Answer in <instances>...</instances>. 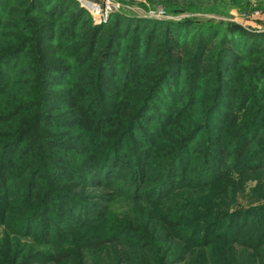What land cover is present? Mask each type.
<instances>
[{"label": "trees", "instance_id": "obj_1", "mask_svg": "<svg viewBox=\"0 0 264 264\" xmlns=\"http://www.w3.org/2000/svg\"><path fill=\"white\" fill-rule=\"evenodd\" d=\"M26 2V7L20 10L22 17L14 19L18 27H22L13 34L18 39L0 44V67L9 73L15 68L20 69L22 64L17 57L23 55V66L29 69L24 76L25 81L20 84L22 88L15 90L13 95L9 93L13 80L7 76L8 73H0V125L21 115H28L30 120H20L21 126L5 128L6 134L0 136V148L8 149L22 143L31 132L37 133L39 143L60 148L56 151L62 155L71 148L78 151L79 143L87 145L88 153V149L99 147L84 157L86 161H96V166L88 168L65 160V167L91 171L92 178L87 175V179L92 186H87L88 189L108 186L125 177L121 182L123 185L138 186L139 195L133 194V197L147 199L140 204L130 198L132 196H127L121 206L126 213L115 211L101 219L96 218L95 223L102 222L101 226H92L89 232L79 234L78 238H83L82 251L89 257V262L83 264H103L100 257L110 258L112 250L117 249L114 241L126 232L137 240L125 243L124 248L115 252L120 256L119 264H264V236L260 234L261 239L254 242L258 235L255 230L248 240V228L245 227H249L251 222L243 218L247 213L264 211V205L260 208L245 207L230 214V209L221 199L215 202L217 200L213 197H205L199 201L198 216L194 217L191 202L182 207L175 200L172 206H166L163 201L155 202L170 193L177 183L189 190L194 189L191 190L194 192L203 189L209 192L212 186L235 175H240L238 183H243L247 179L245 175L264 167V56L252 62L250 68L238 70L244 56L254 53L262 40L250 39L254 42L248 51L235 48L237 54L227 50L219 52L216 57L205 58L208 60L202 61V65L210 62L212 70L206 71V76L197 75L195 79H206L214 70L216 79L204 80L203 84L195 81L186 87L187 80L183 89L180 74L176 72V61L169 59L170 54L160 46L158 35L170 30L167 24L185 25L187 22H159L116 13L108 25H94L91 20H84L87 12L78 0H22V3ZM168 12L172 13V10L168 8ZM36 14L38 16L34 18ZM158 24L165 28L155 32ZM143 35L148 42H144ZM217 35L222 41L226 37L225 32H217ZM166 40L172 42L173 39L167 36ZM44 42L53 43L55 48L45 49ZM206 45L205 40H199L192 48L193 62ZM56 56L63 57V60L53 62ZM160 58V68L146 66L148 61ZM227 59H230L227 63L232 67L222 74L220 68L222 63L226 66L224 61ZM179 64L180 68L187 67L186 61ZM236 71L239 80L235 86L230 75ZM193 73L194 70L191 75ZM144 74L155 78L144 79ZM225 80L231 83L226 84ZM189 82L191 84L192 81ZM54 85H57L56 91H53ZM168 86L174 91L171 101L175 102L173 97L176 93L178 101H183L186 96L189 101L181 107L175 104L176 109L170 114L172 118L165 122L169 120V112L161 102V94ZM227 86H232L229 96L225 95L230 91ZM205 95L210 96L208 101L203 100ZM129 96H132L130 101ZM52 101L58 104H51ZM195 104L201 106L197 118L182 128L178 122ZM163 108L167 111L161 110ZM147 112L155 117L151 120L154 122L146 118ZM42 118L71 129L59 132L51 127V131L42 130ZM142 120L155 127L149 131L141 128L139 123ZM135 129H138L140 143L142 140L143 143L140 146V143L131 142L135 157L127 166L128 172H118L126 162L122 157L127 147L124 141ZM72 130L74 132L69 133L71 136L68 138L67 133ZM37 147H41L40 144ZM56 154L42 150L36 164L26 165V169L31 170V177L19 190L26 189V204L31 203L28 199L36 200L33 197L36 177L43 168H49L54 182L45 188L42 200L45 202L53 194L63 201L69 200L68 211L60 210L54 216L56 221L71 220L74 216L69 208L79 209V203L88 204L93 196L76 191L84 185L70 186L75 182L65 173V167L61 166ZM154 154L160 162L152 166L150 161ZM44 158L52 164H46ZM54 161L59 164H54ZM150 169L159 170V174L148 182ZM83 179L84 176L81 181ZM61 180L72 181L68 189L58 188L56 181ZM0 184L4 188L2 179ZM215 196L221 198L222 194ZM212 203L221 204L214 206ZM47 213L50 215L43 203L39 207L27 208L18 220H9L3 235L15 241L19 258L4 264H28L22 260L28 255L25 254L27 243L22 241L25 238L8 225L30 226L31 235L36 221ZM81 217L90 219L86 215ZM260 222L264 223V215L256 218L255 223ZM73 224L68 226L67 222H62L56 229L64 227L63 232L67 233L76 227V222ZM214 224L221 229L213 230ZM1 225L4 226L3 223ZM53 230L49 225V237ZM224 231L228 232L221 234ZM147 240L149 242L145 243ZM57 241H63L60 233L52 240L51 250L32 254L31 260H45L46 264H82L80 259L77 263L73 261L74 254L56 245ZM131 251L135 261L130 259ZM0 256L12 258L4 246L0 249Z\"/></svg>", "mask_w": 264, "mask_h": 264}, {"label": "rangeland", "instance_id": "obj_2", "mask_svg": "<svg viewBox=\"0 0 264 264\" xmlns=\"http://www.w3.org/2000/svg\"><path fill=\"white\" fill-rule=\"evenodd\" d=\"M78 2L79 5L87 12L84 20L86 19V22H88V20H91V24L94 25H108L110 23V20L116 13L123 14L129 17L157 20L159 22H187L185 25L167 24V29L170 28V30H166L168 32L162 31L158 35L160 46L167 49V52L170 54L169 59L176 61V72L178 75L180 74L179 78H181L182 80L183 89L186 85L187 80L188 83L186 87L192 85V83L195 81L203 84L204 80L210 81L216 79V73L214 72L215 70L213 71V74L206 79H195L197 75L205 74L206 76V71L209 72L210 70H212V68L210 67V62L202 65V61L206 62V60H208L205 58L216 57L219 52H226L227 50H233V52L237 54L234 50L235 48L239 50L241 48L244 51H248L254 42L250 39L254 37H256L258 40H262L263 43L261 42V46L254 53L250 54L249 56H244V58L240 61V65L238 68V70H240L239 72H241V70H244L245 68H250L252 66V62L264 56V0H78ZM25 4L27 5V2L22 3V0H0V44L5 42H15L18 39V37L13 34H17L20 30H22V27H18L17 21L14 19H16L17 17H22V14H20V10H23L26 7ZM168 8L172 10V13L168 12ZM105 9L108 10L107 15H105ZM37 16L38 15L36 14L34 18ZM104 16H107L105 20ZM66 21H68V19ZM156 26L157 30H155V32L165 28V26H163L162 24H158ZM8 27L12 29H9ZM25 27L26 25H24V28ZM105 31L106 29H104V32ZM164 32L165 35H163ZM217 32L226 33V37L223 41L220 39V35H217ZM167 36L168 39H173L171 40L172 42L166 40ZM145 38H147L146 35H143L144 42H148ZM199 40H205L207 42V45L206 48L202 49L201 54H199L193 62L194 54L192 48L196 46V43ZM43 47L45 49L55 48V46H53V43L47 42L43 43ZM17 58L22 64L20 69L15 68V71L9 73V71L6 72L4 70L3 66L0 67V73H8L7 76H9L13 80L12 89H9V93H11L12 95L15 90L22 88L20 84L25 81L24 76H26L29 69L28 66H23V55L18 56ZM61 60H63V57L56 56L54 57L53 62ZM160 61H162L161 58L152 59V61L150 60L147 62L146 66L148 68H160V66H162L160 65ZM185 61L187 67L185 66L183 68H180L179 63L183 65ZM228 61H230V59L224 61V63H226L225 67L222 63V67L220 68V72L222 74L226 71V69L232 67L230 66L231 63H227ZM232 61H235V58H232ZM33 68H35V65H33ZM192 70H194V73L191 75ZM238 74L239 73L236 71L232 72L230 75L232 76L231 79L234 80L235 86L236 81L239 80ZM33 76L35 78L34 73ZM145 78H155V76L144 74V79ZM189 80L192 81L191 84ZM224 82H226V84L231 83V81L226 80ZM56 86L57 85H54L53 91H56ZM231 87L232 86H227L226 88H229L230 90ZM173 92L174 91L172 87L168 86V88H165L161 94V102L164 106H166L168 111L164 108L161 110H163L164 112H169V115H167L169 116V120L166 119L165 122H169L172 118L170 114L176 109L174 108L175 104H179L181 107L189 101V98L187 96L183 98V101H178L176 99L177 93L173 97L175 102L171 101L170 97ZM231 92L232 90L225 93V95L229 96ZM209 98V95H205L203 100L208 101ZM131 99L132 96H129L128 101H130ZM51 104L56 105L58 104V102L52 101ZM200 107V104H195L194 108L190 109V111L182 117L181 122H178L180 123L179 125H181L182 128L188 126L189 123L197 118L198 110L200 109ZM33 115L34 113L31 114V117ZM145 116L150 121L154 120L155 118L153 115H151L150 112H147ZM20 120L29 121L30 117H28V115L17 116L13 120L11 119L7 123L0 125V136L6 134L4 133L5 128L18 126ZM41 125L42 130L46 131H51V127L59 132L71 129L67 126L60 127L56 122L48 118H42ZM232 125L233 124L229 125V127H232ZM19 126H21V124ZM139 126L141 128H145V130L148 131L151 128L155 127L154 124L151 125L143 120L139 123ZM157 129L159 132L161 131V128ZM108 130H106L105 132H107ZM137 130L138 129H135L134 131L129 133L128 138L124 141V144H126L127 147L125 148L122 157L124 160H126V162L123 165L124 168L123 166H121L118 172L125 171L128 164H130V160L135 157L131 142L134 141L136 143H140V136L137 133ZM71 132L73 133L74 130L67 133L68 138H70L69 135L71 136V134L69 133ZM36 134L37 133L35 132L29 133L27 139H25L26 141L24 140L22 143H18L13 147H9L8 149H4V147L0 148V180L2 179L3 183L5 184L4 188L0 184V224H4V226H0V249H2V247L4 246V249L7 250L8 254L12 256L11 259H6V257L0 256V264H4L10 261H16L19 258L17 252L15 251V241H13L12 237L5 238V236L3 235V231L6 230V224L10 222V219L18 220L22 212L27 208H32L34 206L39 207L40 205L42 206L43 203L45 208L49 209L50 215L48 213L47 215H42L38 219V221H36L34 230L32 231L31 235L30 226L27 228H22V226H18V224L12 225V223H10L8 225L15 232L20 233V235L25 238L22 241L27 243L25 246V254L28 255L22 258V260H24V262H27L28 264H46L45 260L38 262L32 261V254L47 252L51 250L52 240L60 233L63 236V241H57L56 245L64 247L70 253L74 254L72 256V260H76V263L79 259L81 260L82 264L84 262H89L88 255L82 251L83 238H78L79 234L82 235L81 232H89L92 226H101L102 222L95 223L96 218L101 219L102 217L109 215L110 212L115 211H118L120 214L124 213L125 210L121 208V206L123 204V201L128 198L127 196H132L130 198L137 200L140 204H144L145 200L147 199L144 197L135 199L136 197H133V194H137L138 186L127 185V183L123 185V183L121 182L125 177H123L119 181H114L108 186L102 185L101 188L88 189L87 186L92 185L89 183L90 180L87 179V175L91 179L92 172H85V170L78 171L76 170V168L73 169L69 166L65 167L64 161L67 160L68 162L75 165L82 164L83 166H88V168L96 166V161H86L84 160V157L88 156L89 153L93 154V152L99 150L100 148H90L88 149L90 151L88 153L87 145H82L79 143V149H77L78 151L74 152V150L71 148L70 150H66V154L62 155L56 151L60 148L54 149V147H49V145L45 146L44 143H39V141L36 139ZM42 136L45 135L42 134ZM141 143H143V140L141 141ZM39 144L41 147H37ZM43 145L44 149H42ZM75 146H77V144H75ZM38 149H40L39 153L35 154ZM42 150H45L46 152L53 151L57 153L61 166L65 167V173L70 176V178H72L75 182L71 183L72 181L65 182L63 180H61L60 182L56 181L58 183V188L62 190L68 189L69 183H71V187L81 184L85 187L79 189L77 188L76 191L80 194L88 193L93 196L92 200L88 204L83 205L79 203V209L74 206L69 208V211H71L74 216V218L71 220L59 219L58 221H56L54 216L60 210L62 211L64 209L65 211H68L67 207L70 205L69 200L63 201L59 197H56L54 194L46 198L45 202L42 200L43 197L41 196L45 188L51 186V184L54 182V176L52 172L49 171V168H43L36 177V184L33 192V197H35L36 200L28 199L27 201L31 203L26 204V189L19 190L20 186L27 182L31 177V170L26 169V165L36 164ZM44 160L46 164H52L47 159L44 158ZM159 162L160 161L157 159V155L154 154L153 158L150 161L151 165L158 164ZM57 163L58 162L54 161V164ZM192 172L193 171H190L189 174H192ZM158 174L159 170L154 171L150 169L149 173H147V181L150 182V180H152ZM82 176H84L83 181H81ZM239 177L240 175H235L233 178L226 179L222 182L225 183L223 184V187L220 186L222 183H218L212 186L209 192H206V189L194 192L191 191L194 189L189 190V188H185L186 186L177 183L170 193L160 198L159 201L155 202L160 203L163 201L166 206H172V203L175 200L180 205V207L186 206L191 202L192 215L194 217L198 216L199 201H201L205 197H213L217 200L215 202H220L221 199V202L226 204L225 206L230 209V214L245 207L253 206L255 208H260V206L264 205V167L258 171H254L251 174L245 175L247 179L244 180L243 183H238L240 180ZM109 186L111 188H107ZM166 192L167 189L164 193ZM216 194H222V197L218 198L215 196ZM138 195L139 194H137L136 196ZM212 204H214V206H219L218 204L221 203ZM96 206L98 207L96 208ZM131 214L135 215L134 212H131ZM82 215L90 216V219H83V217H81ZM115 215L117 216V213ZM260 215H264V211L250 212L243 216V218H246L251 222L249 227H245V229L248 228V240L249 238H251L255 230L258 232V235L255 239H253L254 242H257V240L260 238V234H263L262 236H264V223H255L256 218H258ZM62 222H67L68 226L69 224H73L76 222V227L72 229L73 231L69 230L67 231V233L63 232L64 227L62 230L56 229L58 224ZM79 223L81 224L79 225ZM116 224L117 227H121V224ZM49 225H52V229L54 228V233L52 232V235L50 237L48 236L47 232V228ZM216 228L221 229V226L216 227V225L214 224L213 230H216ZM227 232L228 231H224L221 234H226ZM200 235L201 234H198L197 236ZM136 240L137 238L129 235L128 232L124 233L123 235L118 237L116 241H114V247H116L117 249L112 250V253L109 255L110 258H108L107 256H102L100 257V261L103 262V264H119L120 256L115 255V252H118L121 247L124 248L125 243L129 241L134 242ZM144 242L146 243L149 241L147 240ZM132 253L133 251H131L130 253V259L132 261H135V257Z\"/></svg>", "mask_w": 264, "mask_h": 264}, {"label": "built area", "instance_id": "obj_3", "mask_svg": "<svg viewBox=\"0 0 264 264\" xmlns=\"http://www.w3.org/2000/svg\"><path fill=\"white\" fill-rule=\"evenodd\" d=\"M107 13H108V10L105 9V15H107ZM106 17H107V16H106ZM106 17L104 16V20L106 19Z\"/></svg>", "mask_w": 264, "mask_h": 264}]
</instances>
